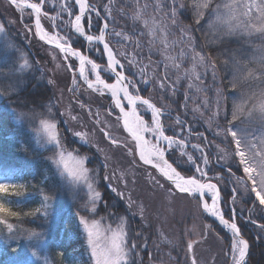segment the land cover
<instances>
[{"label": "trees", "instance_id": "1", "mask_svg": "<svg viewBox=\"0 0 264 264\" xmlns=\"http://www.w3.org/2000/svg\"><path fill=\"white\" fill-rule=\"evenodd\" d=\"M89 1L97 9H102L105 6L112 7V16L115 17L116 24H110V28L115 27L117 31L131 35L133 31L143 32L144 35L139 37L143 38L145 42L149 41L150 30L146 27L143 18H149L151 13H157L156 0H112L111 5H108V0ZM159 1H161V6L166 3V0ZM179 2L186 6L187 12L178 11L174 24L167 17L171 27L177 36H180L181 31L184 30L187 36L193 38L196 51L215 64V79L209 73L206 80L202 81L205 89L202 94H204L203 97L207 98L208 109L203 107V100L199 94L187 93L186 78L183 79L182 71L175 75L174 69L170 67H168L170 72L176 76L173 79L170 75L171 80L176 81L179 77L176 84L178 91L175 95L162 93L156 81H154L155 83L151 82V86H140L141 94L151 98L159 107H164L171 112L172 118L167 120V124L174 125L177 115L186 120L193 128V135L196 137L192 143H204L199 139V133L206 136L207 141L212 142V147L208 150L209 160L212 162V171L209 174L222 177L218 185L224 197L225 215L232 218L235 213L241 232L250 243L247 264H264V230L260 228V225H264V206H259L258 201H254V197L245 191L244 185L237 182V178L244 176V174L242 170L236 168L234 163L233 150L235 145L230 142V138L225 140L223 136L214 134L219 130L217 124L221 128L227 124L223 115L221 114L220 117L212 120L211 127L208 123L214 109L215 99L213 97L215 95L217 97L216 89L219 88L222 91L223 108L228 112L229 118H231L234 104L240 102V96H250L264 89V75L261 74L257 63L261 55L260 49L264 48V39L258 33L227 35L223 27L215 23L216 16L213 10L216 5L231 3L232 0H211L210 8L205 10L198 23L192 7L193 0H179ZM145 5H148L146 9L144 8ZM12 10H14L13 7ZM8 11L11 12L8 7L5 6L4 8L0 0V19L6 28L7 38L10 34L12 37L15 35L13 32L15 29L11 24H8L10 21L6 17ZM165 11L167 12L166 9ZM13 12L16 14V11ZM73 12L75 13L77 10L73 8ZM138 12L141 18L136 20L134 17ZM101 14L104 15V12L101 11ZM11 17H13L12 14ZM62 17L66 28H70L71 18L67 13ZM16 19L21 25L19 17ZM25 23L29 24V22ZM93 25L95 27L92 29L97 31L102 23H98L94 16ZM26 27L32 29L33 37L30 43L26 44L21 41L16 31V37L20 41L14 39V44L10 45L5 38L0 43V174L9 175L15 172L22 175L21 186L15 192L10 193V207L5 208L7 211H0V249H2L0 264H44L41 258L33 259L27 256L32 249H36L40 257L51 259L53 264H64V256L59 251V240L67 233V230L64 229L66 213L72 209L83 215L82 208L86 194L82 190H77L71 206L64 209L63 215L54 217V219L50 215H45L41 208H37L40 203L45 204L42 202L43 199L45 201V198L55 200L63 197L59 201V204H63L66 198L70 196V192L62 185L63 183H61V187L59 186L57 172L50 163L54 149L36 146L32 134L42 119L55 120L64 144L80 155H89L90 162L88 165L91 169L95 168L99 173L96 186L101 191L102 199L97 205V215L94 217H101L104 214H107L111 219L117 215L124 216L125 201L114 193L108 182L103 179L107 173L101 155L93 146L81 142L69 131L62 113L63 109L68 108L69 102L76 97L77 101H81L84 107L95 108L98 106L103 109V112L113 117L112 113L109 114L112 100L108 94L102 96L100 92L88 88L82 81L78 83V88H74L72 74L67 68L65 60L61 58L62 67L60 69H53L54 64L48 57L46 49L48 47L55 51L57 49L34 35L35 29L31 25H26ZM70 33L72 37L75 36L73 38L74 46L87 51L89 44L86 40L74 35L73 31ZM135 39H138L137 36L133 37V40ZM107 40L113 45L117 53L120 52V43H117L116 37L107 33ZM147 47L146 45L142 46L141 51L143 50L144 56L148 54ZM58 54L61 57L59 52ZM154 57L158 62L161 56L156 53ZM100 58L101 61H104L102 55ZM25 59L29 63L27 66L21 67ZM236 61H240L249 69L254 70L257 79L241 80L234 89L230 81L233 80ZM71 62L75 67L76 60L71 59ZM157 64L158 73L162 76V67L160 63ZM127 73L135 78L132 72L127 71ZM106 77L108 80H112L110 75ZM69 89H75V91ZM184 93L188 95L187 105L185 104ZM72 106L75 110L80 108L77 107L76 109L74 102H72ZM197 107H199V112L194 113L192 109ZM113 112L118 113V110ZM77 113H79L82 123L89 128V125H93L99 134L101 143L113 146L101 128L95 126L93 124L95 122L90 120L85 108L80 111L77 110ZM15 114H19L18 116L21 117L20 122L16 121ZM146 118L150 120V115L146 114ZM236 123L238 124L240 121H236ZM217 145L219 149L223 150L222 152L217 149ZM189 151L194 152L191 148ZM194 153L196 154V152ZM218 160L219 163H216ZM145 166L141 164L140 167ZM190 167V164L181 165V169L185 171ZM228 168H231L235 175H231ZM140 173L138 196L141 194L140 198H145V203L152 204L154 208L155 202L147 200L144 194L150 199H153V196L148 193H153V195L158 193L159 197L163 195L157 185H154L151 179H147L142 174L141 168ZM233 189L236 190L235 193ZM172 198L175 199L170 206L173 209L170 217L171 222L166 221L169 212L166 205L157 206L155 211L157 210L160 217L156 219L152 215L148 217L149 220L139 214L127 215L130 238L137 245V249L133 253L136 264H159L161 261L167 264H191L186 256L189 240L196 241L194 248L198 263L202 264L201 260L205 256L206 263L204 264H228L229 258L225 253L230 249L231 235L203 212L196 199L179 192H174ZM181 198L185 203L178 200ZM233 199H235V203H233ZM104 202H107L108 208H105ZM195 204L198 205L199 209H196ZM13 212L17 215H11ZM109 212H112L113 215H109ZM162 216L165 217L164 220ZM4 221L13 225L11 232L8 231ZM162 222L168 224L163 225ZM206 231H210L208 240L206 239ZM213 232L216 236L212 235ZM160 235L172 237L173 241L167 243ZM40 238L42 242L38 241ZM79 240L81 241L80 235ZM73 242L78 243L77 241ZM145 245L147 246L145 247Z\"/></svg>", "mask_w": 264, "mask_h": 264}, {"label": "snow or ice", "instance_id": "2", "mask_svg": "<svg viewBox=\"0 0 264 264\" xmlns=\"http://www.w3.org/2000/svg\"><path fill=\"white\" fill-rule=\"evenodd\" d=\"M11 3L21 10L24 8L31 10L35 26L34 35L41 41L54 45L55 48L59 49L63 53L64 60L75 58L78 61L79 75L87 83L88 88L100 92L102 96L107 93L111 97L112 107L109 109V114L118 110L116 120L117 122H122L123 129L128 133V138H126L124 144L119 146L126 148L129 156L133 155V149H135L143 165H149L157 170L160 177L168 184L166 190L169 193L179 192L187 194L188 197L198 201L205 213L219 220L231 233V264H246L249 243L242 238L241 230L235 220H226L219 207L221 197L218 182L222 177L209 175V172L212 171V162L209 160L208 150L211 149L212 142L207 141V137L199 133L198 137L204 143H192V140L196 137L193 135V128L186 120L181 119L177 115L174 125L167 124V120L172 118L171 112L164 107L157 106L150 98H145L141 95L140 85L151 86L149 81L144 79L146 75L144 67L146 66L137 68L135 75L139 76V80L125 74L126 64L122 63L117 56L122 57L129 68L137 66L138 62L135 56L130 55L127 51L115 52L106 41L105 34L108 33L112 37L121 38L117 43L128 42L130 47L139 48L140 40H132L130 37L123 35L121 31H117L115 27L110 28V24H116V19L112 16V7L105 6L102 9H97L88 0H71V2L61 0L59 11L56 12V15H50L49 11L44 8L45 0H39L38 3H29L28 0H11ZM47 3L55 8L57 0H47ZM111 4L112 0H108V5ZM210 6L211 0H193L192 7L195 11L197 23ZM147 7L148 5L144 6L145 9ZM73 8L77 10L78 14L74 15ZM155 8L159 12H164L166 9L167 17L173 24L176 22L178 11L187 12L186 6L180 3L179 0H166L163 6L157 3ZM101 11L104 12L103 16H101ZM120 11L123 15V10L121 9ZM213 11L216 16L215 23L222 26L227 35L258 33L264 39V0H244L241 3L233 0L232 3L217 4ZM63 13H67L69 17L74 15L69 27L74 30L75 34L84 37L89 44L97 46L95 51L106 57V68L101 67L100 64L90 59L83 52L74 48L69 35L61 36L59 31L55 34L49 33L44 28L41 23L42 18L50 21L51 26L56 28L58 22H63ZM94 16L97 18L98 23H102V28H97L98 35L87 34L86 32V27L87 29L95 27L93 25ZM140 18L138 12L134 19L139 20ZM145 25H147V21H145ZM28 30L32 31L31 28ZM3 31V25H0V32ZM152 31L154 32L155 28ZM132 35L139 37L144 35V33L133 31ZM101 45L102 48L100 47ZM168 46L165 43V48ZM260 52L261 55L257 63L261 74L264 75V48L260 49ZM168 59L174 62L173 66L179 71L180 64L175 63L177 58L168 57ZM192 59L199 64H204L205 62V56L199 53H196ZM28 63V60L25 59L21 67L27 66ZM208 64L212 69L213 79H215V64L210 59ZM235 65L233 80L230 81L234 89L241 80L257 79L255 71L249 69L247 65L242 64L240 61H236ZM67 68L71 70L73 65L68 64ZM165 69L167 70V65H165ZM88 72L94 74V80L89 79ZM102 73L109 74L114 83H108L102 77ZM202 75L204 73L196 72V64L193 65L190 74L185 73L186 77L195 81H200ZM178 81L179 77H177L176 81H172L171 77L165 72L163 76L159 77L158 86L162 93L175 95L178 91L176 87ZM75 83L74 78L73 84ZM188 87L192 88L194 85L189 83ZM69 90L75 91V89ZM199 90L197 88V91ZM216 94L215 111L212 112L211 119L208 121L209 127H211L212 120L217 119L221 114L223 115L227 124L222 128L217 124L219 130L214 134L223 136L225 140L230 138V142L235 145L233 150L234 163L236 168L242 170L244 174V176L237 178V182L244 185L245 191L254 197V201H258L259 206H264V89L250 96H240V102L235 103L233 106L231 118H229L228 112L223 108L221 89H216ZM184 96L185 104L187 105V93H184ZM81 107H84V105L81 104ZM203 107L208 109V101L206 99L203 101ZM192 111L194 113L199 112V107L192 109ZM144 113L150 114V121L144 118ZM236 121H240V124H237ZM245 121L250 125H258V127L251 129L242 127L241 125ZM96 123H100V121L97 120ZM45 128L49 133V142L55 143L57 148L60 149L59 158L56 160L57 166L62 167L63 171L71 176L74 181H84L88 186L89 202L83 205L82 211L84 214L81 215L77 212L76 215L79 224L86 233L88 247L94 264H136L133 253L136 251L137 245L129 239L126 221L117 215L118 222L116 227L113 228L111 223H105V217L100 219L92 218L97 215V203L101 201V194L93 185V181L99 176V173L95 168L89 169L86 167V162H90L89 157L73 155V152H68L66 156L61 148V140L55 132L56 125L46 124ZM254 132L259 134L254 135ZM104 135L111 141L112 145H118L117 139L110 136L108 132H104ZM76 136L85 139L83 133L78 132ZM129 138L132 142L131 147L128 145ZM216 147L220 152L223 151L219 149L218 145ZM189 148L199 153V155L194 156L189 151ZM97 151H100V149H97ZM132 162L135 163V160L133 159ZM216 163H219V160ZM182 164H190L191 167L185 171L181 169ZM104 167H107V164ZM228 172L231 175H235V173H232L231 168H228ZM150 178L154 185L164 188L165 184L161 183V180L157 179L156 176H150ZM103 179L110 180V177L105 175ZM213 180L217 181V183H213ZM7 187V183H0V192L5 191ZM113 191H116V189L113 188ZM235 191L233 189L234 193ZM117 195L121 198L125 196L123 192H118ZM127 199L128 206L131 208L133 201L130 196ZM209 200L211 204H209ZM233 203H235V199H233ZM104 205L105 208L109 207L107 202H104ZM47 207L48 205H45V208ZM0 211H7L3 204H0ZM141 213H143V209H141ZM48 214L47 212L45 213V215ZM11 215L15 216L17 214L13 212ZM109 215H113V213L109 212ZM3 223H6L8 231L11 232L13 225L8 224L6 221ZM260 228L264 230V225H260ZM187 250L186 256L190 258L191 264H198L197 257L192 251V242L187 244Z\"/></svg>", "mask_w": 264, "mask_h": 264}, {"label": "rangeland", "instance_id": "3", "mask_svg": "<svg viewBox=\"0 0 264 264\" xmlns=\"http://www.w3.org/2000/svg\"><path fill=\"white\" fill-rule=\"evenodd\" d=\"M32 3H38L39 0H28ZM61 2V0H57V4L56 7L53 8L50 4L47 3V0H45V5L44 8L46 11H49L50 15H56V12L59 11V3ZM233 2V0H232ZM231 2V3H232ZM235 2L237 3H241L244 2V0H235ZM2 5L9 8L10 11L7 12L6 17L7 19H9V23L11 24L12 27L15 29V31L17 32V35H19V38L21 39V41H23L24 43L28 44L30 43L32 36V32L28 30V27L25 28V26H29L31 25L34 29V20H33V14L31 13L30 9L24 8L23 10H21L20 8H18L16 5H13L11 3V0H1ZM159 3L161 5V1L156 0V4ZM12 7L14 8V10H12ZM12 11H16V14H14L15 12L12 13ZM11 14L13 15V17H11ZM65 13H63L64 15ZM19 17V21L21 23V25L18 24L17 19ZM63 20V18H62ZM144 21H147L146 27L149 28L150 30V38H148L149 41L143 40V38L141 39L140 37H137L140 41V47L139 48H135V47H130L128 42H124L122 41L120 43V52L121 51H127L130 55H134L136 61L138 62L136 67H132L129 68L127 63L124 61H122V63L126 64L125 69H127V71H130L133 73L134 77L139 80V76L135 75L137 72V68L139 67H144V71L146 73V75L144 76L145 80H148L149 83L156 81L158 83L159 77H161L158 73V64L160 63L161 67H162V76L165 74V72H167V75L169 77H171L170 75H172L173 79L176 77V73L178 74L180 71H182V76L183 79L186 78V83H187V93H192V94H199L202 98V100L204 101L205 96L203 97L204 94H202L203 91H205V89L203 88L202 85V81L206 80L207 74H212V69L210 67V65L208 64V60L205 59L204 64H199L196 63L195 61H193L192 57L198 53V51H196L195 47H194V43H193V38L189 37L186 35L185 31L182 30L181 31V35L177 36L176 32L174 31V29L171 27L167 16H166V11L164 12H159L157 11V13L154 12L151 13L148 17H144L143 18ZM25 22H29V24L25 23ZM41 22L43 23L44 28L49 32V33H53L55 34L57 31H59V34L61 36H65L66 34L68 35L69 30L68 28H66L64 22L57 23V27L53 28L50 24V21H48L47 19L42 18ZM0 25H3L4 31L0 32V43L2 42L3 39H5L6 41H9L10 45L14 44V39L16 41V39H18V37H16V32L13 30L14 32V36L12 37V35L10 34V36L7 38V34L5 31V26L3 24V22L0 19ZM9 27V25H8ZM155 28V31L153 32L152 29ZM62 29V30H61ZM125 36L130 37L133 40L132 35L129 34H123ZM117 40H120L121 38L116 37ZM19 40V39H18ZM20 41V40H19ZM72 41V39H71ZM165 43H167L169 46L167 48H165ZM146 45L148 46L147 49V53L148 54H143V50L142 46ZM53 47V46H51ZM10 48V47H9ZM91 49L94 50L93 46L90 47ZM57 49V48H56ZM47 50V54L48 57L50 58V60L52 61L53 65V69L54 70H58L62 67V61L61 58L64 60V56L62 55L61 52H59V49H57V51L50 49L49 47L46 49ZM58 52L61 54H58ZM97 52V51H96ZM141 52V53H140ZM160 55V59L158 60V62H156L155 59V54ZM200 54V53H199ZM202 55V54H200ZM168 57H176V61L175 63H179L180 64V70L177 71L175 69V67L173 66V61L168 59ZM90 58V57H89ZM92 60H94L92 57L90 58ZM95 61V60H94ZM96 62V61H95ZM98 64H100L99 62H96ZM78 64V62H77ZM196 64V72L198 73H204V75H202V78L200 81H195L193 79H190L189 77L185 76V73H191L192 69H193V65ZM64 65V64H63ZM101 65V64H100ZM165 65H167V70L165 69ZM67 66V65H66ZM101 67L106 68L107 66L105 65H101ZM173 68L175 75L173 73L170 72L169 68ZM79 68V65H78ZM89 75V79L90 80H94V74H92L91 72H88ZM103 77V75H102ZM75 78L76 83L73 84L74 88H78V79L74 76L73 79ZM104 78V77H103ZM189 81V82H188ZM210 82V81H209ZM155 83V82H154ZM189 83H192L194 85V87L189 88L188 85ZM142 86V85H140ZM146 86V85H143ZM197 88H199L200 90L197 91ZM213 99H217L216 95L213 97ZM201 100V101H202ZM215 100H214V109L212 110V112L215 111ZM72 102H74L76 104V109L80 111L83 108H85V111L88 112L89 116H90V120L95 122L93 124H95V126H99L101 128V130L103 132H108L110 136L114 137L117 139L118 141V146L117 145H113L108 146L105 143H101L100 139H99V134L97 131H95V129L93 128V125H89L90 128L85 125L84 123H82L80 121V116L79 113H77V110L74 109V106H72ZM81 104H83L81 101H77L76 97L73 98V100H71V102H69L68 104V108L63 109V116H64V121H65V125L66 127L69 129V131L81 142L85 143V144H89L90 146H93L96 150L100 149V151H97L104 162V165L107 164V167H105L106 169V175L110 177V180H106L108 182V185L110 187V189L113 191V188L116 189V191H113L114 193H118V192H123L125 194L124 198H120L123 199L126 203V208H125V215L124 216H120L124 219V221H126V228L129 234V239L131 242H133L130 238V232H129V224L127 222V215H135V214H139V215H143L145 216L146 220H149L148 217H150L151 215L154 217V219L159 218L160 216H158L159 214H157V210L155 211V209L157 208V206L162 207L163 205L168 206L166 208L168 209V215L166 217V221L167 222H171L170 217L172 216L173 213V209L170 207L173 202L174 199L173 194L169 193L166 189L168 188V184L165 183L164 179L160 177V175L158 174L157 170H155L154 168H152L149 165H146L145 167H140L141 164H143L142 161L139 160V156L138 153L136 152L135 149H133V155L129 156L127 153V149L119 146V145H123L126 138H128V133L126 130L123 129L122 127V122H117L116 120V116L114 115L109 116L108 114H106L105 112H103V109H101L98 106H95V108L93 107H89V106H85V107H81ZM13 111V110H12ZM146 114L149 113H144V116H146ZM19 114H15V119L17 122H20L21 117L18 116ZM150 115V114H149ZM73 117H75V119H73ZM99 120L100 123H96V121ZM18 125H20L19 123H17ZM46 124H55L56 128H55V132L58 134V138L61 140V148L63 149V151L65 152V155L67 156L68 152H73V155H80L77 152H74L73 150L69 149L64 142L61 139V134H60V130L57 126L56 121L51 120L49 118H45L42 119L37 127L35 128L33 134H32V138L34 137V144L40 148H53L54 149V154L51 156L50 158V163L52 164V167L54 168V170L57 172L58 175V184L61 187V183H63L62 185L64 187H66L68 189V191L70 192V196L68 198H66L65 202L62 204H59V201L62 200L63 197H61L60 199H55V200H48L45 198V201L42 200V202H44L45 204L43 205L42 203L39 204V206H37V208H41V210L44 213H49L48 215H50L53 219L54 217L57 218L59 217V215H63L64 213V209H67L71 206V203L73 201V199H75L76 197V191L77 190H82L83 192H85V198L83 205H85L86 203L89 202V190H88V186L84 181H74L73 178L71 176H69L66 172L63 171L62 167L57 166L56 164V160L59 158V151L60 149L57 148V145L55 143H51L49 142V133L45 128ZM240 124V123H238ZM242 127H249L251 128H255L258 127V125H250L247 122H245L243 125H241ZM83 133L85 135V139H81L79 136H76V133ZM97 133V134H96ZM258 132H254V135H258ZM98 135V136H97ZM87 141V142H86ZM99 141V144H98ZM111 142V141H110ZM33 143V142H32ZM128 145L129 147L132 146V142L130 140V138L128 139ZM192 154L194 156H198L199 153L196 152V154L193 151ZM136 158H135V156ZM80 156H87L90 157L89 155H80ZM133 159L135 160V163H133ZM86 167H88L89 169L90 166L88 165V162H86ZM150 167V168H149ZM140 168L142 169V174L147 177V179H151L150 176H156L157 179L161 180V183H164L165 186L164 188H160L159 186H157V188L159 190H161L162 193V197L158 196V193L153 195V193H148L150 195L153 196V199H150L146 194H144V196L147 198V200H150L152 202H155L154 208L152 207V204H148L145 203V198L141 199L140 196L141 194L138 196L139 194V190H138V182H139V175L140 173ZM60 181V182H59ZM96 181L97 178L95 179V181H93V185L95 187V189L97 191H99L97 189L96 186ZM0 183H7L8 187L5 191L0 192V204H3L4 208H9L11 205V197H10V193L11 192H15L22 183V175L19 173H15L12 172L9 175H1L0 174ZM101 194V191H99ZM102 195V194H101ZM131 197V200L133 201L131 208H129L128 206V199L127 197ZM220 197H221V201L219 204V207L222 210V213L225 214V210L223 208V204H224V197L220 191ZM102 199V198H101ZM163 199V201H162ZM181 202L183 201V198L178 199ZM173 201V202H172ZM210 201V200H209ZM100 202V201H99ZM99 202L97 203V205L99 204ZM151 202V203H152ZM185 203V202H184ZM211 204V201H210ZM45 205H48L47 208H45ZM61 205V206H59ZM196 205V209H199L198 205ZM141 209H143V213H141ZM202 209V208H201ZM159 211V209H158ZM175 212H177V210H175ZM77 211L74 210H70L67 211L66 213V220H65V225H64V229L67 230V233L62 236V238L59 240V251L62 253V256H64V264H94V261L91 257V251L88 247V243H87V238H86V233L84 232L83 227L79 224L78 221V217L76 215ZM153 213V214H152ZM101 217H105L106 221L105 223H111L112 227L115 228L116 224H117V217H112L109 218V216L107 214L101 215ZM99 217H94V219H100ZM164 217V216H162ZM93 218V217H92ZM165 219V217L163 218V220ZM163 223V222H162ZM164 224H168V223H163ZM163 232V231H161ZM199 233V232H197ZM79 235L81 236V241L79 240ZM213 236H216L215 233H212ZM162 238H164L166 240L167 243L173 241L172 237L166 236L165 235H160ZM210 237V231H206V239L208 240ZM205 238V237H204ZM214 241L216 240L215 237L213 238ZM198 241L200 239H197ZM39 242H42L41 238L38 239ZM73 241H77L78 243H74ZM189 242L193 243V253L195 254V240H189ZM188 242V243H189ZM216 247H217V242H216ZM230 251V250H229ZM35 253V254H34ZM2 254V249H0V255ZM230 254V253H229ZM196 255V254H195ZM217 256V253L215 254ZM226 255V253H225ZM29 258H41V260L44 262V264H53L51 259L47 258V257H40L37 253L36 249H32L29 252V255H27ZM134 257V256H133ZM231 258V256H230ZM190 260V258H189ZM202 264L206 263V258L205 256L202 258ZM191 262V260H190ZM159 264H167V263H163L162 261ZM188 264V263H187ZM200 264V263H198Z\"/></svg>", "mask_w": 264, "mask_h": 264}, {"label": "water", "instance_id": "4", "mask_svg": "<svg viewBox=\"0 0 264 264\" xmlns=\"http://www.w3.org/2000/svg\"><path fill=\"white\" fill-rule=\"evenodd\" d=\"M89 2V1H88ZM87 34H92V33H87ZM92 35H95V34H92ZM107 41V40H106ZM108 42V41H107ZM109 43V42H108ZM102 46V45H101ZM109 46L110 47H112L111 45H110V43H109ZM106 58V57H105ZM118 58V57H117ZM119 59V58H118ZM144 97V96H143ZM207 214V213H206ZM207 215H209V214H207ZM209 217H211L212 219H214V220H216L217 222H219V220H217L215 217H213V216H211V215H209ZM224 218L226 219V220H229V221H231V219H228L226 216H224ZM220 223V222H219ZM221 224V223H220ZM222 225V224H221ZM224 226V225H223ZM241 236H242V238L243 239H245L246 240V238L242 235V233H241ZM249 250H250V247H249V249H248V253H247V255H246V262L248 261V259H249Z\"/></svg>", "mask_w": 264, "mask_h": 264}]
</instances>
